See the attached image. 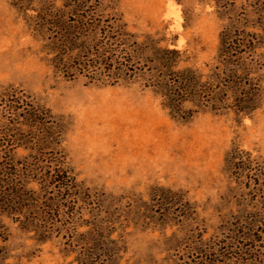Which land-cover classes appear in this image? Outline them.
<instances>
[{"label":"rangeland","instance_id":"1","mask_svg":"<svg viewBox=\"0 0 264 264\" xmlns=\"http://www.w3.org/2000/svg\"><path fill=\"white\" fill-rule=\"evenodd\" d=\"M0 264H264V0H0Z\"/></svg>","mask_w":264,"mask_h":264},{"label":"trees","instance_id":"2","mask_svg":"<svg viewBox=\"0 0 264 264\" xmlns=\"http://www.w3.org/2000/svg\"><path fill=\"white\" fill-rule=\"evenodd\" d=\"M247 40H245V38L241 41V44L244 46H247L248 43L252 42L250 40L253 39V37H250V39H248L246 37ZM253 43V42H252ZM229 44V43H228ZM253 44L248 45L249 48V52L251 51V49L253 47H251ZM232 46L226 45V41L224 39V33H221V43H220V47H219V56L223 59V61L225 59H229L234 57V55H232ZM245 52V51H244ZM236 56H239L238 54ZM241 58V57H239ZM242 59V58H241ZM159 60L158 62H164L163 64L166 66V68H171L172 66H175V63H171L172 60L171 59H167L166 57L164 59H157ZM227 62V63H226ZM225 64H229L228 61L224 62ZM173 76H174V83L170 84L169 86V93L171 95V105H167V107L169 109H172L174 106L177 105V102L179 103V101L183 102L186 100H201V98L204 97L203 95V89H205L206 87L204 86L205 81L201 80V77L197 74H195L194 71L190 70V69H179L175 72H173ZM218 82H220L222 79L224 78H228V82H231L230 87H234L237 88V81L235 78V74L233 72L227 71L226 73H218ZM239 84V83H238ZM246 96V95H245ZM247 98V97H246ZM238 99L237 102H239V104L237 105L238 109H241L243 111L247 110L249 108V104H250V100L247 99ZM170 99V98H169ZM170 101V100H169ZM176 104V105H175ZM70 177L67 176L66 174H63L61 176V179H58L56 181H58L57 183L62 184V180H66L67 183H63V185L65 184L66 186H68L69 179Z\"/></svg>","mask_w":264,"mask_h":264}]
</instances>
